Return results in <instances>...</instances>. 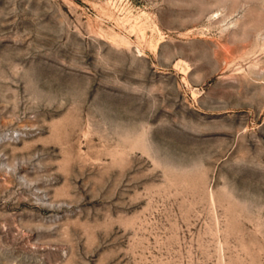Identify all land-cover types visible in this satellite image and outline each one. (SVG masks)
Masks as SVG:
<instances>
[{
  "label": "rangeland",
  "instance_id": "374dc122",
  "mask_svg": "<svg viewBox=\"0 0 264 264\" xmlns=\"http://www.w3.org/2000/svg\"><path fill=\"white\" fill-rule=\"evenodd\" d=\"M0 264H264V0H0Z\"/></svg>",
  "mask_w": 264,
  "mask_h": 264
},
{
  "label": "bare ground",
  "instance_id": "6f19581e",
  "mask_svg": "<svg viewBox=\"0 0 264 264\" xmlns=\"http://www.w3.org/2000/svg\"><path fill=\"white\" fill-rule=\"evenodd\" d=\"M40 95V94H39Z\"/></svg>",
  "mask_w": 264,
  "mask_h": 264
}]
</instances>
